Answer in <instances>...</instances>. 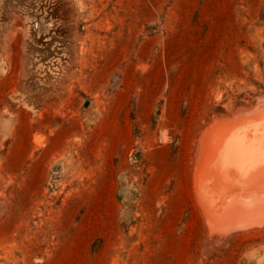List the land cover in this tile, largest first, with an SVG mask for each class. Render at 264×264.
<instances>
[{
  "label": "rangeland",
  "instance_id": "374dc122",
  "mask_svg": "<svg viewBox=\"0 0 264 264\" xmlns=\"http://www.w3.org/2000/svg\"><path fill=\"white\" fill-rule=\"evenodd\" d=\"M260 114L264 0H0V264H264L197 190Z\"/></svg>",
  "mask_w": 264,
  "mask_h": 264
},
{
  "label": "bare ground",
  "instance_id": "6f19581e",
  "mask_svg": "<svg viewBox=\"0 0 264 264\" xmlns=\"http://www.w3.org/2000/svg\"><path fill=\"white\" fill-rule=\"evenodd\" d=\"M252 118L206 134L197 190L213 229L264 227V114Z\"/></svg>",
  "mask_w": 264,
  "mask_h": 264
}]
</instances>
